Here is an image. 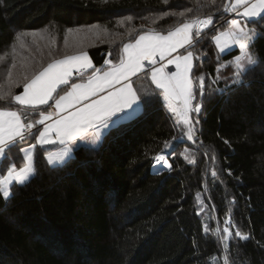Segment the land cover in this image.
Returning a JSON list of instances; mask_svg holds the SVG:
<instances>
[{
	"label": "trees",
	"instance_id": "1",
	"mask_svg": "<svg viewBox=\"0 0 264 264\" xmlns=\"http://www.w3.org/2000/svg\"><path fill=\"white\" fill-rule=\"evenodd\" d=\"M230 1L0 0V110L34 126L50 104L12 99L25 76L85 54L93 68L71 82L84 80L119 63L141 33L213 20L209 38L193 47L201 110L188 116L199 123L176 119L144 72L133 80L140 113L95 148L80 146L51 166L35 144L37 127L6 147L2 172L32 144L33 172L7 197L0 189V264H264V15L252 23L257 63L237 75L228 62L239 51L220 54L213 43L228 26ZM160 154L169 170L152 168Z\"/></svg>",
	"mask_w": 264,
	"mask_h": 264
},
{
	"label": "snow or ice",
	"instance_id": "2",
	"mask_svg": "<svg viewBox=\"0 0 264 264\" xmlns=\"http://www.w3.org/2000/svg\"><path fill=\"white\" fill-rule=\"evenodd\" d=\"M243 9L241 12L240 10ZM228 8L225 6V11ZM232 10L236 12L238 16L246 17L248 20L243 22L237 19L230 21L231 27L234 30L231 33L235 37V42L238 44L239 51L246 54L247 63L254 65L257 61L253 58L249 52L250 43L254 45L255 39L259 38V34L255 33L253 29L247 28L249 21L255 17H261L264 15V0H234L232 4ZM183 15V13H181ZM213 23L211 17L204 20H194L192 22H185L181 26L177 27L174 31H169L167 35H161L158 33H152L149 35H141L134 44H126L124 46V56L126 59H121L118 66L110 72H106L103 78H93L87 85L73 84V92L67 96L60 97V100L56 102L57 109L67 108L70 104L86 99L90 95H95L99 91H103L106 86H115L122 80L128 81L129 77L135 76L142 70V62L148 61L153 63V58L159 55L163 60L166 55H170L178 48H184L185 45H191L194 37L200 36L201 26H207ZM195 28L196 32L193 33L192 29ZM73 30H69L72 32ZM229 35V34H225ZM19 39V37H17ZM219 40V37L216 38ZM192 52L189 51L187 55H177L174 59H169V64H174V72H165L163 67L155 68L151 70V81L157 89H162L166 100H180L183 103V122L185 125L191 123H199L198 118L194 121L189 120L188 113L194 111L199 114L201 110V104L196 103L192 107L189 104L194 99L192 84L189 79L191 73L195 76V72L192 64ZM237 61L242 59L241 56L236 57ZM80 61H87V56H74L66 60L58 61L54 64H49L47 68L39 72L33 78L25 76L24 91L22 95H15L12 97L14 101L23 106H30L35 108L38 105H46L52 97L53 92L56 91L58 84H66L67 77L70 75L72 68L76 67H90V63L79 64ZM239 71L237 75L244 72V67L238 64ZM9 75L11 73L9 72ZM203 81V77H200ZM0 98H3L0 96ZM137 93L129 84H124L118 90H113L110 94L103 97V99L97 100L94 103L87 105L71 113L61 117L59 112L56 114L57 118L54 123L48 124L43 131L39 132L38 143H44L48 140L51 133H55L61 139V142L67 140L74 142L77 139L83 140V133L89 126H95L97 131L94 134V138L89 141L92 147L95 148L97 140L100 138L99 129L109 127V119L118 112H122L125 109L133 108L132 106L137 102ZM67 101L68 103H64ZM139 106L133 109L132 112H125L123 116H117L112 121V127H119L134 119ZM175 111V109H173ZM41 118L36 123L43 124L45 120H51L53 113L48 112L46 115L41 112ZM33 128L32 123H22V116L16 111L0 110V156H3L5 148L9 143H15L17 140L24 141L26 134ZM194 130L189 128V133ZM189 139L193 136L190 134ZM24 151L23 149H21ZM71 152V148L65 150L55 158H49L47 163L49 165L53 163H60L65 159V156ZM33 159L32 151L28 150L25 154V160L29 162L27 166L20 168L18 174L15 167L8 169L7 180H0V184L5 182H11V179H15L19 184H23L33 172L31 161ZM157 162H163V167H170L168 160L164 154L157 155L155 157ZM9 192L4 191V196L7 197ZM229 221H225L224 233H228ZM237 237L241 239H247L241 235L239 231L235 233ZM227 239V236H225Z\"/></svg>",
	"mask_w": 264,
	"mask_h": 264
},
{
	"label": "crops",
	"instance_id": "3",
	"mask_svg": "<svg viewBox=\"0 0 264 264\" xmlns=\"http://www.w3.org/2000/svg\"><path fill=\"white\" fill-rule=\"evenodd\" d=\"M233 3H234V0H231L230 3H229V6H228V12H229V14L231 16V19L230 20L235 19V18H237L238 21H241V22H243L245 20H248V18H246V17L238 16L236 14V12L232 10V4ZM240 11L242 12L243 9H241ZM259 18L260 17L252 18L249 21V23H248L247 26H250V24H252L254 21H256ZM230 20H229V22H230ZM174 30H172V31H174ZM192 32L195 33L196 32V29L193 28L192 29ZM152 33H155V32L148 31V32L141 33L140 35H138L136 37L135 40H133L132 42L126 43V44H134L136 42V40L139 39V37L141 35H149V34H152ZM200 33H201L200 36H198L196 39H193V43L191 45H185L184 48H178L175 52H172L170 55H166L163 60L160 58L159 55H156L153 58V63H151V64L148 61H143L142 62V70L140 72H138L135 76L129 77V80L128 81H123L122 80L119 84H116L114 87L113 86H106L103 91H99L95 95H90L86 99H81L78 102L72 103L67 108L57 109L56 102L58 100H60V97L67 96L69 93L73 92V84L87 85L89 83V81L91 79H93V78H97V79L103 78L104 75H105V73L112 71L114 69V67H116V66H118L120 64L121 60L117 64H108L106 67H104L101 70H97L91 76L86 77V79H84V80H76V81L71 82V79L76 78V77H79V76L83 75L84 73H87L88 71H90L93 68L92 62H91V66L90 67H76V66H74L72 68V71H71L70 75L67 77V81L68 82L66 84H58L57 85L56 91L53 92V94H52V97L53 98H51L49 100V102H48V104H50L48 110H46V111L43 112L45 115L48 112L53 113V116H52L51 120H45L43 124L37 123V126H35V128L36 127L38 128V130H37V137H36V140H35V144L38 145L39 147H42V148L45 149V151H46V154H45L46 160L48 161V159L50 157L51 158H55V157L59 156L60 154L64 153L65 150L68 149V148H71V152H69L68 153V156H65V157H68L69 158L70 156H72L73 151L76 148L80 147V146H90V147H92V145H91V143H89V141H91L94 138V134L97 131V128L95 126H89L84 131V133H83V140L77 139L74 142H69L67 140H64L63 142H61V139L58 136H56L55 133H51L49 135L48 140L46 142H44V143H38V140H39V132L43 131L44 128L48 124L55 122V120L57 118V115L56 114L58 112H59V115L61 117L66 116V115H70L71 113H73L75 111H78L79 109H81L83 107H86L87 105H89L91 103H94L97 100L103 99V97L106 96V95H108V94H110L111 91L118 90L120 87H122L126 83L129 84L133 88V80L136 77H138L140 74L144 73V72H147L148 73L149 78H150V81H151V70H153L155 68L163 67V69H164L165 72H174L175 71V66H174V64H169L168 63V60L169 59H174L175 56L180 55V54L187 55L189 51H191L192 54H193V56H192V64H193V67H194L196 57H195V54L193 52V47H200V46H202L205 43V41L209 38L208 34H205L202 31H200ZM255 33H257V32H255ZM158 34H161V33H158ZM161 35H167V33L166 34H161ZM124 46L122 48V56H123V58L126 59V56H124V53H123ZM235 49H237V48H235ZM66 59H68V58H65V59H62V60H66ZM58 61H61V60H58ZM58 61H54L51 64L57 63ZM228 64L231 67H233L235 70H237V71L239 70L238 67H236V65H234V63H232V61H229ZM247 65H249V64L247 63L245 66H247ZM245 66H243V67H245ZM189 79L191 81L192 91H193L194 84H193V78H192V74L191 73L189 74ZM151 83H152V81H151ZM152 85L155 87V85L153 83H152ZM62 86H66L65 90L62 93H60L57 97L54 98L55 93ZM133 90H134V88H133ZM157 90L160 92L161 98H162L164 104L166 105V107L168 108V110L170 112L174 113L176 116H179V117L183 116V114H182L183 113V103L180 100H166L165 97H164L163 90L162 89H157ZM23 91H24V88L18 94H16V95H22L23 94ZM193 95H194V92H193ZM64 103H68V102L65 101ZM48 104H46V105H48ZM18 105H20V104H18ZM46 105H38L35 108L44 107ZM20 106L26 107V108H33V107H30V106H23V105H20ZM137 106H139V109H138V111H137V113L135 115V117H136L140 113V111H141L139 98H137L136 105L134 104L132 106L133 108L125 109L124 111L118 112L114 116H112L109 119V121H108L109 127L108 128H101V129H99L100 138L97 140V144L100 142L101 138L105 135V133L108 132V130L110 128H112V121H114L117 116H123L125 112H132L133 109H136L137 108ZM173 109H175V111H173ZM40 118H41V115H40ZM22 123H24L23 122V119H22ZM11 144H13V143H9L6 147H8ZM33 146L34 145L32 144V145H29V146H26V147L22 148L24 150V151L21 150L22 160H21L20 163H21L22 166L24 164H26V166H27V164L29 163V162L26 163L25 154H26V152L28 150H31L32 153H33ZM3 156H4V154H3ZM3 156H0V180H7L8 174L6 173L4 175V172L1 171V162H2ZM30 163H32V161ZM55 165H59V164H55ZM13 166L15 167V163L14 162L10 163L9 168L10 167H13ZM20 168H21V166L19 164V166H17L15 168V170H16V173L15 174H18ZM5 176H7V177H5ZM13 183H18V182L15 179H11V182L10 183L9 182H5L3 184H0V189H1L2 193L4 194V191L5 190H7L9 192V188H10L11 184H13Z\"/></svg>",
	"mask_w": 264,
	"mask_h": 264
},
{
	"label": "rangeland",
	"instance_id": "4",
	"mask_svg": "<svg viewBox=\"0 0 264 264\" xmlns=\"http://www.w3.org/2000/svg\"><path fill=\"white\" fill-rule=\"evenodd\" d=\"M226 13H228V12H226ZM231 19V18H230ZM229 19V20H230ZM235 19H237V18H235ZM202 20H204V19H202ZM238 20V19H237ZM231 21V20H230ZM213 27V23L211 24V27H210V29ZM247 28H251V29H253V31L254 32H256V29L254 28V26H253V24H250V26H247ZM210 29H208V31L207 32H205V34H208V36H209V30ZM234 32V30L232 29V27H231V24H230V22H229V24H228V26H227V28H225L224 30H221L220 32H218L215 36H213V43L215 44V46H216V49H217V51L220 53V54H225V53H227V52H229V51H231V50H234L235 48H237L238 50H239V47H238V44L235 42V37L234 36H232L231 35V33H233ZM225 34H229V35H225ZM217 37H219V40H217L216 38ZM248 54H249V52H248ZM79 56H87V55H85V54H83V55H79ZM238 56H241L242 57V59L240 60V61H237V59L234 57L231 61H232V63H234V65H236V67H238V64H241V65H243V66H245L246 64H247V59H246V54L245 53H241L240 51H239V55ZM79 64H87V63H90V65H91V61H90V59H89V57L87 56V61H80V62H78ZM176 117V119H178V120H182L183 121V116H181V117H179V116H175ZM34 128H35V126L33 125V130H34ZM31 129V131H33ZM29 133V132H28ZM27 133V134H28ZM98 145V144H97ZM96 145V146H97ZM68 156V155H67ZM70 156V155H69ZM46 157V156H45ZM68 157H65V159L63 160V161H61L60 163H53V164H51V166H54L55 164H62L66 159H67ZM166 159H167V157H166ZM26 163H28L27 161H26ZM20 166H21V168H23V167H25L26 166V164H24L23 166L21 165V163H20ZM31 166H32V163H31ZM17 166H15V168H16ZM155 168H156V171H164V170H169L168 168H165V167H160L161 169H159V170H157L158 168L155 166ZM8 174V171H5L4 172V175L5 174ZM32 176V173L29 175V177H28V179L30 178ZM5 177H7V176H5ZM27 179V180H28ZM26 180V181H27ZM25 182V181H24ZM224 231V230H223ZM225 235L226 236H228V233H225Z\"/></svg>",
	"mask_w": 264,
	"mask_h": 264
},
{
	"label": "built area",
	"instance_id": "5",
	"mask_svg": "<svg viewBox=\"0 0 264 264\" xmlns=\"http://www.w3.org/2000/svg\"><path fill=\"white\" fill-rule=\"evenodd\" d=\"M210 27H211V24H210V25H207V26H201L200 31H202L203 33H205V32L208 31V29H210ZM193 96H194V99L191 100V102H190V104H189L190 107H192L193 105L196 104L195 95H193ZM189 113H190V112H189ZM189 113H188V114H189Z\"/></svg>",
	"mask_w": 264,
	"mask_h": 264
},
{
	"label": "bare ground",
	"instance_id": "6",
	"mask_svg": "<svg viewBox=\"0 0 264 264\" xmlns=\"http://www.w3.org/2000/svg\"><path fill=\"white\" fill-rule=\"evenodd\" d=\"M156 167L158 168L157 170L161 169L160 167H163V162H157Z\"/></svg>",
	"mask_w": 264,
	"mask_h": 264
},
{
	"label": "water",
	"instance_id": "7",
	"mask_svg": "<svg viewBox=\"0 0 264 264\" xmlns=\"http://www.w3.org/2000/svg\"><path fill=\"white\" fill-rule=\"evenodd\" d=\"M165 155V154H164ZM166 156V155H165ZM167 157V156H166ZM156 163H157V161L155 160V162H154V164H153V166H152V168L153 169H155L156 170V168H155V166H156ZM168 169L170 168V167H167Z\"/></svg>",
	"mask_w": 264,
	"mask_h": 264
}]
</instances>
